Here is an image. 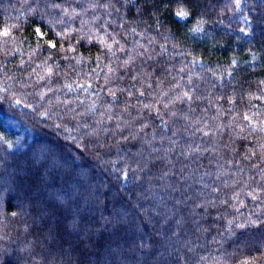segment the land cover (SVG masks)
Wrapping results in <instances>:
<instances>
[{
	"label": "trees",
	"instance_id": "16d2710c",
	"mask_svg": "<svg viewBox=\"0 0 264 264\" xmlns=\"http://www.w3.org/2000/svg\"><path fill=\"white\" fill-rule=\"evenodd\" d=\"M0 264H264V0H0Z\"/></svg>",
	"mask_w": 264,
	"mask_h": 264
},
{
	"label": "rangeland",
	"instance_id": "374dc122",
	"mask_svg": "<svg viewBox=\"0 0 264 264\" xmlns=\"http://www.w3.org/2000/svg\"><path fill=\"white\" fill-rule=\"evenodd\" d=\"M7 2V1H6ZM29 2V0H21V3H23V4H25V5H27V3ZM39 7L36 5L34 8H33V10H37ZM104 9H106V8H104ZM107 10V9H106ZM45 11V10H44ZM50 11H53V7L51 8V10ZM108 21V23H109V20H107ZM225 34L227 35V33H226V31H225Z\"/></svg>",
	"mask_w": 264,
	"mask_h": 264
},
{
	"label": "snow or ice",
	"instance_id": "6c2138e0",
	"mask_svg": "<svg viewBox=\"0 0 264 264\" xmlns=\"http://www.w3.org/2000/svg\"><path fill=\"white\" fill-rule=\"evenodd\" d=\"M177 15L180 16V17H183L185 15V13L179 12V13H177ZM5 34H7V33H5Z\"/></svg>",
	"mask_w": 264,
	"mask_h": 264
}]
</instances>
